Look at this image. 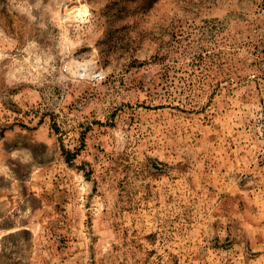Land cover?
<instances>
[{
  "label": "rangeland",
  "instance_id": "obj_1",
  "mask_svg": "<svg viewBox=\"0 0 264 264\" xmlns=\"http://www.w3.org/2000/svg\"><path fill=\"white\" fill-rule=\"evenodd\" d=\"M263 9L0 0V264H264Z\"/></svg>",
  "mask_w": 264,
  "mask_h": 264
},
{
  "label": "trees",
  "instance_id": "obj_2",
  "mask_svg": "<svg viewBox=\"0 0 264 264\" xmlns=\"http://www.w3.org/2000/svg\"><path fill=\"white\" fill-rule=\"evenodd\" d=\"M56 127H57V126H56ZM56 129H58V128H56ZM66 151H67L68 154H70V156H73V155H74L71 151H69V150H66ZM70 156H69V158H68L69 160L71 159ZM71 160H72V159H71Z\"/></svg>",
  "mask_w": 264,
  "mask_h": 264
},
{
  "label": "built area",
  "instance_id": "obj_3",
  "mask_svg": "<svg viewBox=\"0 0 264 264\" xmlns=\"http://www.w3.org/2000/svg\"><path fill=\"white\" fill-rule=\"evenodd\" d=\"M264 10V9H263Z\"/></svg>",
  "mask_w": 264,
  "mask_h": 264
}]
</instances>
